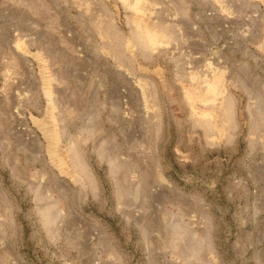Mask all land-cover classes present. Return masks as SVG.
Wrapping results in <instances>:
<instances>
[{
  "label": "rangeland",
  "instance_id": "obj_1",
  "mask_svg": "<svg viewBox=\"0 0 264 264\" xmlns=\"http://www.w3.org/2000/svg\"><path fill=\"white\" fill-rule=\"evenodd\" d=\"M0 264H264V0H0Z\"/></svg>",
  "mask_w": 264,
  "mask_h": 264
}]
</instances>
